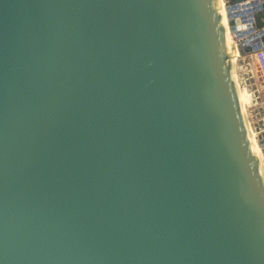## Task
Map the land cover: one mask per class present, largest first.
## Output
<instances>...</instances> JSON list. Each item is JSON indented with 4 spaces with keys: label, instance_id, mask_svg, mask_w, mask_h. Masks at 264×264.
I'll return each mask as SVG.
<instances>
[{
    "label": "water",
    "instance_id": "95a60500",
    "mask_svg": "<svg viewBox=\"0 0 264 264\" xmlns=\"http://www.w3.org/2000/svg\"><path fill=\"white\" fill-rule=\"evenodd\" d=\"M224 3L262 50L264 0ZM221 8L0 0V264H264Z\"/></svg>",
    "mask_w": 264,
    "mask_h": 264
},
{
    "label": "bare ground",
    "instance_id": "6f19581e",
    "mask_svg": "<svg viewBox=\"0 0 264 264\" xmlns=\"http://www.w3.org/2000/svg\"><path fill=\"white\" fill-rule=\"evenodd\" d=\"M211 2H222L221 21L224 25V36H225L226 43H227L229 60L232 64V77H233L234 84H235V95L238 101V110H239L241 121H242V130L248 131L251 146L254 150V153L258 156L260 170L264 176V163H263V158H262V150L256 139L255 132L250 124L248 113H246L247 112L246 110L252 107V103H253L252 97H251L252 95L251 93H249V91L247 92V89H244L242 92V88L239 86L236 80V77H237L236 72H235L236 61H239L240 54L236 47V44H235L236 42L233 39V32H231V27H230L231 24L228 22L227 17H226L225 3H224V0H211ZM248 12H250V9H246L245 14H247ZM259 61H260L259 64H261V66L264 68V57L260 59ZM263 87H264V83H263ZM244 103H246V105H244Z\"/></svg>",
    "mask_w": 264,
    "mask_h": 264
},
{
    "label": "rangeland",
    "instance_id": "374dc122",
    "mask_svg": "<svg viewBox=\"0 0 264 264\" xmlns=\"http://www.w3.org/2000/svg\"><path fill=\"white\" fill-rule=\"evenodd\" d=\"M257 58L258 56L252 57V54H250L246 56H240L239 61H236V68H235V72L237 76L236 80L239 86L242 88V92L244 89H247V92L249 91V93L251 94L255 92V95L261 94L262 91L264 92V88H261L259 86L260 78L258 77V74H257V71H258L257 61H259L260 59H257ZM244 105H246V103H244ZM246 111H247L246 113H248L250 124L255 132V128L257 129V125H258V119H256L255 116L252 114L251 112L252 109L249 108ZM255 136H256V133H255Z\"/></svg>",
    "mask_w": 264,
    "mask_h": 264
},
{
    "label": "built area",
    "instance_id": "2783aa9c",
    "mask_svg": "<svg viewBox=\"0 0 264 264\" xmlns=\"http://www.w3.org/2000/svg\"><path fill=\"white\" fill-rule=\"evenodd\" d=\"M249 1H246L244 4H248ZM258 15V16H257ZM261 19V22L264 24V15L261 12L255 13L254 14V20L252 22V26L254 28H256V31L264 29V26L261 28H257L256 27V19L257 18ZM235 37H233L234 39ZM236 43V47L237 44H239L240 42L235 41ZM254 56H259L258 59H262L264 57V47L262 50H259L257 52H253L252 53V57ZM261 57V58H260ZM260 61H257V67H258V77L260 78V87H263V83H264V68L261 66V64H259ZM262 91V90H261ZM257 92V91H256ZM261 93V92H260ZM252 107L250 109H252V114L255 116L256 119H258V125H257V129L255 128V133H256V138L257 141H261L264 140V92L262 91L261 94H257L255 95V92H253L252 94ZM262 150V158H263V163H264V148L261 149Z\"/></svg>",
    "mask_w": 264,
    "mask_h": 264
},
{
    "label": "trees",
    "instance_id": "16d2710c",
    "mask_svg": "<svg viewBox=\"0 0 264 264\" xmlns=\"http://www.w3.org/2000/svg\"><path fill=\"white\" fill-rule=\"evenodd\" d=\"M264 26V24L261 22V19L258 17L257 19H256V27L257 28H261V27H263Z\"/></svg>",
    "mask_w": 264,
    "mask_h": 264
}]
</instances>
